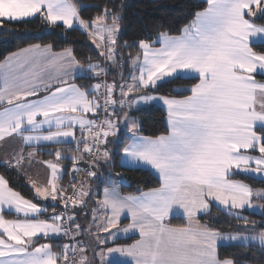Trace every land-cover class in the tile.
Here are the masks:
<instances>
[{"label":"snow or ice","instance_id":"6c2138e0","mask_svg":"<svg viewBox=\"0 0 264 264\" xmlns=\"http://www.w3.org/2000/svg\"><path fill=\"white\" fill-rule=\"evenodd\" d=\"M205 2L179 35L162 31L155 39L124 43L138 50L135 57L128 54L130 82L122 72L120 80L108 82L107 67L91 58L81 61L71 48L56 52L51 44L30 43L0 62L3 163L18 171L32 164L40 146L75 145L57 148L48 153L54 159L39 161L48 170L46 181L30 178L34 199L53 202L46 219L40 218L46 207L13 190L0 175V264H94L77 239L84 229L74 211L88 203L91 188L83 180L65 188L63 161L72 164L67 174L73 181L81 171L98 179L96 169L102 163L112 167L117 154L121 168L154 170L159 187L121 195L117 181L124 183L125 177L117 172L115 179L111 173L105 178L110 187L103 188V198L92 209L96 231L87 229L99 248V264H239L221 257L222 246L258 247L264 256V222L257 225L242 214L251 210L264 216V187L245 182L264 183V0ZM34 18L54 29L82 30L101 57L124 66L118 13L105 8L86 20L70 0H0V29L14 37L24 38L9 25ZM189 78L198 82L177 89V96L149 94ZM181 91L189 94L180 96ZM154 102L166 110L167 130L144 135L143 122L131 118L130 110ZM25 147L36 150L25 155ZM82 163L86 169L79 167ZM241 175L244 179L236 178ZM60 205L64 211L57 213ZM213 205L245 226L253 224L252 231L225 233L202 222ZM6 213L17 218L6 219ZM173 215L184 223L172 224ZM122 217L129 220L126 226ZM121 233H136L139 239L122 245L117 242ZM65 237L70 242L60 251L52 243H39ZM109 240L114 246H107ZM77 253L79 259H73Z\"/></svg>","mask_w":264,"mask_h":264},{"label":"trees","instance_id":"16d2710c","mask_svg":"<svg viewBox=\"0 0 264 264\" xmlns=\"http://www.w3.org/2000/svg\"><path fill=\"white\" fill-rule=\"evenodd\" d=\"M72 2L77 5L80 10V15L86 20H91L101 15L105 8L118 13L122 17L119 43L120 51L123 56L120 63L124 65L125 78H127V74L132 71L131 63L128 58L129 52L132 57H135L138 53L136 48H124L125 42L131 45L148 36L155 39L156 35L162 31L168 32L170 35H178L180 34L179 30L193 19L194 13L207 6L204 0H72ZM8 28L12 29L17 36L22 35L24 38L20 39L14 37L11 32L0 29V60L8 53L18 48L25 47L30 43H39L41 45L51 44L55 51L71 48L81 61H85L87 58H91V61L102 59L99 55V51L92 44L90 38L80 29H54L42 23L39 18H34L29 23L23 25H9ZM4 41H8V43H4ZM120 68L119 66H114L113 70ZM258 77L261 78L260 76ZM196 81L195 78L176 80L173 83L165 84L158 92L154 93L177 96L178 92L175 91L174 88L179 86H191L195 84ZM77 82L79 84L84 83L83 80L79 79ZM186 94H188L186 91L179 92L180 96ZM131 114L137 120L143 122L144 135H160L167 130L166 113L157 105L141 107L132 111ZM45 148V150L39 151L41 157L51 156L48 153L57 148L61 150L71 149V147L65 148L57 146ZM65 152L73 154L71 151ZM119 158L120 154H117L110 161V164L113 166L105 167L103 165V168L105 171H110L114 177L117 172H120L121 175L125 177L128 185L124 186L119 183V188L122 192L133 194L159 186V178L150 170L144 168H132V170H129L130 168L128 167L121 168ZM65 162L70 164L69 160H65ZM68 169L64 175L65 180L69 177L67 174ZM0 173L9 180V184L12 188L21 192L25 197L38 202L37 199H34V192L30 185L17 170L0 165ZM237 177L244 179L242 175ZM245 181L252 184L254 187H264V183L255 179H246ZM51 208H53V206H51ZM243 213L244 215L246 214L250 221H255L257 225L264 222V216L262 215L251 214L248 211ZM202 222L211 223L213 227L224 232L236 231L238 228L245 226L243 221H236L232 216L227 215L214 205L211 207L210 213L204 216ZM248 225L253 224L249 223ZM126 240L128 241L129 239ZM120 241L125 242V240L122 239ZM39 242L52 243L53 249L59 251L64 240L41 239ZM219 252L222 258L226 256L236 258L239 260V264H264V256L261 255L258 247L222 246Z\"/></svg>","mask_w":264,"mask_h":264},{"label":"rangeland","instance_id":"374dc122","mask_svg":"<svg viewBox=\"0 0 264 264\" xmlns=\"http://www.w3.org/2000/svg\"><path fill=\"white\" fill-rule=\"evenodd\" d=\"M92 62L93 63L99 62L103 66L107 67L109 75L106 76L105 79H107L108 82H111L113 79L120 80L121 72L123 73L124 81H129L130 82V80H129V74L130 73H128L127 74V78H125V76H124L125 69H123V67L120 68V69L113 70L114 66H112L109 61L105 64L103 58L101 60L92 61ZM94 82H96V81H92V83H94ZM118 95H119V93L117 92V96ZM118 109L119 108L117 106V110ZM123 126H124V124L122 122V127ZM109 147L111 148V146H109ZM65 155L70 157L72 154L65 152ZM52 159H54L53 156H47L46 158H44V157H39L37 155L36 158H35V161H33L32 164H31V166L33 165L31 173H29V174L26 173V164L24 165L23 169H20V170L23 173V175L25 176V179L27 178L28 181H30V178L34 179V180H37L38 182H43L42 178H45V181H46V179L48 178V170L41 163H39V161L52 160ZM63 164L65 166V171L68 168H69L68 170H70L72 168V164L71 163L68 164L65 161H63ZM85 166H86V163H82V164L79 165V167L81 169H84ZM96 171L98 172V177H99L98 179L89 178L87 175L83 174V171H81V172H79L76 175V180H74V181L72 180L71 175L68 174L69 177L66 180H65V176H64L63 179H62V184H63V186L65 188L68 187L70 182L75 183V184H77V186H79V182L81 180H83V181H85V187H89L90 186V188H91L92 196H91V198L88 199V203L82 209L81 208H76L74 211H75V216H76V222L79 223L82 226V229H84L82 235L77 237V239L83 241L84 245L87 246V249H88L87 250V256H88L89 260L93 261L94 264H99L100 258H99V256H97L95 254V253H97L99 251V248L96 247V242H95L94 236L90 235L89 232L87 231V229L91 226L92 227V232L94 233L96 231V228H95V226L93 225V222H92V209H95L97 207L95 201L97 199H102L103 198L102 192H101V191H103V188L104 187H109V184L104 182V181H105V178L108 177L109 173H111V172L104 170L103 163L101 164V166L98 169H96ZM112 177L115 179L114 176H112ZM117 185L119 186V181H117ZM46 201L51 203V204H53V202L50 199L46 200ZM258 203H260V202L258 201ZM62 211H64L62 205H60L59 207H56V212L57 213H60ZM248 212L251 213V210H248ZM68 214H71V213H68ZM242 214L244 215V213H242ZM97 215L98 216H102L103 215L102 210H100L97 213ZM256 215H260V214L257 213ZM245 216H246V214H245ZM170 221H171L172 224L173 223L174 224H182V223H184L183 218L181 216H179V215H173L172 217H170ZM125 223L128 224L129 221L124 222L123 223L124 226H126ZM252 229H253V225H248V226H243L241 228H238L237 230L251 232ZM236 231H227L225 233H228V232L235 233ZM121 234H123V236L126 235L124 233H121ZM128 234H130V233H128ZM100 235H101L102 239L107 238V234L106 233H101ZM60 239H63L64 242L62 243L61 247L59 248V251L63 247L64 243H69L70 242L68 240V238H66V237L65 238H60ZM137 239H139V237L136 238L135 240H137ZM120 240L121 239H118L117 242L119 244H122V245L132 244V243L135 242V240L132 241L131 238H129L128 241L126 239H122V240H125V242L124 241H120ZM107 246L108 247L114 246L113 242H111L110 245L107 244ZM73 259H79V253H77V255L75 257H73Z\"/></svg>","mask_w":264,"mask_h":264},{"label":"crops","instance_id":"0c3cea01","mask_svg":"<svg viewBox=\"0 0 264 264\" xmlns=\"http://www.w3.org/2000/svg\"><path fill=\"white\" fill-rule=\"evenodd\" d=\"M205 1V0H204ZM70 2H72V0H70ZM73 3V2H72ZM179 35V34H178ZM159 45H157V47H158ZM26 47V46H25ZM18 50V49H17ZM17 50H15V51H17ZM15 51H12V52H15ZM55 51V50H54ZM59 51H61V50H59ZM59 51H56V52H59ZM99 51V50H98ZM12 52H10V53H12ZM10 53H8L6 56H8ZM5 56V57H6ZM5 57L3 58V59H1L0 60V62H2L4 59H5ZM103 58V57H102ZM104 59V58H103ZM106 61V62H105ZM108 61L107 60H105L104 59V63L106 64ZM257 79H260L258 76H257ZM197 80V79H196ZM198 82V80L195 82V83H197ZM76 83H78L77 81H76ZM79 84V83H78ZM192 86V85H191ZM191 86H179V87H176V88H174L175 89V91H177V89H186V88H190ZM149 94H157V95H162V94H158V93H149ZM189 94V93H188ZM188 94H186V95H188ZM152 105H157V106H159V107H161L164 111H165V113H166V110L164 109V107L161 105V104H157V103H153ZM141 107H144V105H140V106H138V107H134V108H132L131 110H130V116H131V118H133V119H136L132 114H131V112L132 111H134V110H136V109H139V108H141ZM118 108H119V106H118ZM117 112H119V109L117 110ZM166 124H167V121H166ZM120 132H121V134L122 135H125L126 134V129H125V127L123 126L122 127V122H121V124H120ZM78 135H79V133H78ZM127 142V141H126ZM55 146H57V147H71V148H74L75 147V145L74 144H68V145H65V144H61V145H47V146H40V148H39V151L40 150H45L46 148L45 147H55ZM36 149L35 148H32V147H25V155H27V152H29V151H35ZM10 151V150H9ZM39 151H38V156L39 157H41L40 156V154H39ZM55 151V150H54ZM3 154H4V150L3 149H0V165H4V166H6L4 163H3V160H2V157H3ZM36 155V156H37ZM44 158H46V157H44ZM120 159V158H119ZM35 161V160H34ZM120 163H121V161H120ZM33 166V165H32ZM31 165H29V164H27L26 163V173H31V170H32V167ZM125 167H128V168H135L134 166H125ZM140 168H144V169H148V170H150L155 176H157L158 177V174L154 171V170H151L150 168H145V167H140ZM18 172L20 173V174H22L23 175V173L21 172V170H18ZM27 174V175H28ZM0 175H2L1 173H0ZM113 176V175H112ZM23 177L25 178V176L23 175ZM237 179H241V178H239V177H236ZM42 180H43V182L45 181V178H42ZM26 181L28 182V184L30 185V183H29V181L27 180V178H26ZM246 182V181H245ZM248 183V182H247ZM10 185V184H9ZM11 187V186H10ZM109 187H110V185H109ZM118 188H119V186H118ZM153 189V188H152ZM13 190H15L14 188H13ZM147 190H149V189H147ZM147 190H143V191H147ZM16 191V190H15ZM102 192V196H103V191H101ZM119 192H120V194L121 195H128V194H131V193H124V192H122L121 191V189L119 188ZM139 193L140 192H138V193H133V194H131V195H139ZM27 198V197H26ZM29 199V198H28ZM37 201L38 202H35L34 200H33V202H35V203H37L39 206H41V207H46L47 209H48V211H47V213L46 214H44V215H47V216H41L40 218L41 219H46V218H48L51 214H52V209L53 208H51V206H53V204H51V203H49V202H47L46 200H43V199H37ZM215 206V205H214ZM217 207V206H216ZM102 212H103V210H102ZM8 215H10V216H8ZM5 218L6 219H10V220H12V219H16L17 217H16V215L14 214V213H12V214H5ZM127 221H129L127 218H125V217H122V226H124L123 225V223L124 222H127ZM174 224V223H173ZM125 225H127L126 223H125ZM175 225V224H174ZM139 236H138V234H136V233H130V234H126L125 236H123V234H121L120 236H118V238H117V240L118 239H129V238H131V240L133 241V240H135L136 238H138ZM58 240L60 239V238H57ZM111 240H109V242H108V244L110 245L111 244ZM39 243H48V242H39ZM54 250V249H53ZM55 251V250H54Z\"/></svg>","mask_w":264,"mask_h":264},{"label":"built area","instance_id":"2783aa9c","mask_svg":"<svg viewBox=\"0 0 264 264\" xmlns=\"http://www.w3.org/2000/svg\"><path fill=\"white\" fill-rule=\"evenodd\" d=\"M101 119H103V113H101ZM86 168H87V165L85 166L84 169H86ZM83 174L87 175L86 171H83ZM69 195H71V190H69Z\"/></svg>","mask_w":264,"mask_h":264},{"label":"water","instance_id":"95a60500","mask_svg":"<svg viewBox=\"0 0 264 264\" xmlns=\"http://www.w3.org/2000/svg\"><path fill=\"white\" fill-rule=\"evenodd\" d=\"M119 183H120V182H119ZM120 184L126 186V185H128V182H127V180L125 179V182H124V183H120Z\"/></svg>","mask_w":264,"mask_h":264}]
</instances>
